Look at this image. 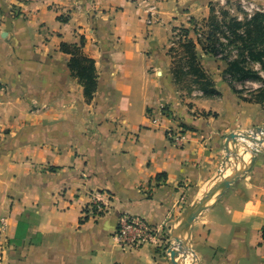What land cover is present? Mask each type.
<instances>
[{
  "label": "crops",
  "instance_id": "1",
  "mask_svg": "<svg viewBox=\"0 0 264 264\" xmlns=\"http://www.w3.org/2000/svg\"><path fill=\"white\" fill-rule=\"evenodd\" d=\"M212 1L0 0V264H173L155 244L122 249L119 217L173 225L218 173L227 136L264 127V99L237 92L228 61L195 37ZM81 38L90 101L61 50ZM242 158L191 228L198 264H264V149ZM96 195L102 212L84 214Z\"/></svg>",
  "mask_w": 264,
  "mask_h": 264
},
{
  "label": "rangeland",
  "instance_id": "2",
  "mask_svg": "<svg viewBox=\"0 0 264 264\" xmlns=\"http://www.w3.org/2000/svg\"><path fill=\"white\" fill-rule=\"evenodd\" d=\"M245 8L251 10L247 11ZM258 12L264 13V0L212 1L210 15L214 17V21H215L214 24V27H216L215 38L217 40V53L221 54L220 59H227L230 61V60H239V58H241L239 52H237L236 49V47H239L241 45V41L237 39L236 36H234L233 34L230 36V33L226 28L227 26L226 23L231 19L243 21L245 19L250 18L251 16H253L255 13ZM249 14L251 15L250 17L248 16ZM210 26L213 27L212 23L207 22L206 27L204 28V30L202 29V31H204L205 33ZM182 54H184V52ZM243 58L244 60H246L245 63L248 65L247 61L249 59L247 55H244ZM256 63L258 62L250 61L249 64L251 67H253V65ZM261 71L264 73L263 70ZM250 88H252V86H250ZM263 129L264 127H257L245 132L237 133L238 135H243V136L245 135L250 138L242 139L238 137L236 138L235 142L230 140L228 143L229 145L228 160L225 162L224 159L225 163L223 162L220 165L218 173L211 181H209L206 184V187L208 188L205 187L203 188L202 192L200 193V197L197 196L196 200L191 205H189L187 209H185L182 216H180L179 219L173 225L168 224L160 228V232L158 236L159 242L157 243V245L159 246L161 253L165 255L168 259H170L169 250H173L177 254V258H176L177 264H198V259L196 257L194 250L190 245L189 238H190V231L192 226L194 225L197 217L203 211L200 212L194 220H191L192 213H194L197 209L201 207H206L207 209L209 206L214 204L217 195H219L222 191V185L224 184V182L226 180L231 179L237 173L236 170L240 169L239 167L238 168L236 167L235 169V167L233 166L234 164L233 162H235L237 159V155H238L237 152L242 151L241 149H245V147L246 149L249 148L248 145L251 142L250 139L254 136L258 135L259 136L258 140L261 139L264 142V135H262L261 133ZM261 149H264V144L258 147V151ZM253 155L254 154L251 153L247 154V156L249 157H253ZM197 199L199 201H197ZM4 225H5V220L2 221V228L4 227Z\"/></svg>",
  "mask_w": 264,
  "mask_h": 264
},
{
  "label": "trees",
  "instance_id": "3",
  "mask_svg": "<svg viewBox=\"0 0 264 264\" xmlns=\"http://www.w3.org/2000/svg\"><path fill=\"white\" fill-rule=\"evenodd\" d=\"M208 22L212 23L213 27L210 26L205 33L202 31V37L197 38V40L200 42L204 52L216 56V27H214L215 21L212 15H210L208 18ZM226 24V28L229 31L230 36L233 34L241 41V45L236 47L241 58H239V60L230 61L225 59L228 61L226 72L229 73L237 82H243L245 80L261 81L263 83V87L256 93H252V95L256 94V96L250 97V99L260 101V99H264V79L256 70L251 68L249 63L250 61L258 62L260 69L264 71V13H255L253 16L243 21L231 19ZM179 31L181 38L184 39V43H182L181 46L183 47L184 52L183 59H185V63L188 66L189 72L196 77L197 84L205 94H213L214 90L211 89V81L196 62L197 56L196 52L194 51L195 45L193 44V41L187 37L188 30L180 29ZM82 46L83 38L80 39L79 44L62 43L61 50L70 55L68 68L70 70L71 76L76 78L79 84L82 86L86 101H90L93 98L97 88V72L94 60L82 53ZM244 55H247L249 59L247 61L248 65L245 63L246 60L243 58ZM177 70L179 72L182 71L180 68ZM236 90L237 92L241 93V91L237 88ZM163 109L167 116L172 115V110L169 108V106H165ZM149 113L150 110H148V114Z\"/></svg>",
  "mask_w": 264,
  "mask_h": 264
},
{
  "label": "built area",
  "instance_id": "4",
  "mask_svg": "<svg viewBox=\"0 0 264 264\" xmlns=\"http://www.w3.org/2000/svg\"><path fill=\"white\" fill-rule=\"evenodd\" d=\"M146 1V0H144ZM246 9V8H245ZM247 11H250L251 9H246ZM150 18L148 19V22H151V15L153 13L151 12V9L148 10ZM14 13H17L15 10ZM251 16L250 14L248 15ZM195 37L201 38L202 37V28L201 26H195ZM201 28V29H200ZM216 57L218 59L221 58V54L217 53ZM254 70H256L259 75L264 79V73L260 70V65L258 63L254 64ZM228 78L232 81H234V85H236V88L240 90L244 95H249L252 93H255L259 89L263 87V83L259 80H245L243 82H237L233 79L232 76L228 75ZM252 86V88H250ZM195 95V94H194ZM166 112L164 109H160V114L165 117L167 116L165 114ZM148 117L153 118L150 114H148ZM170 117V116H168ZM181 137H177L176 141L178 143L179 139ZM103 205L101 204V199L98 195H96L94 202L87 206L85 213H94V212H102ZM92 211V212H91ZM161 227L157 226H150L145 221L141 220L140 218L129 216V215H121L118 219V227L116 230V238L122 247V249H133L140 247L145 244H155L157 245L158 236L160 232Z\"/></svg>",
  "mask_w": 264,
  "mask_h": 264
},
{
  "label": "water",
  "instance_id": "5",
  "mask_svg": "<svg viewBox=\"0 0 264 264\" xmlns=\"http://www.w3.org/2000/svg\"><path fill=\"white\" fill-rule=\"evenodd\" d=\"M259 131H261V130H259ZM263 132H264V129L262 130ZM245 136V135H244ZM243 135H238L237 133H232V134H230V135H228L227 136V143L230 141V140H232L233 142H235L236 141V138H242V139H244V138H246V139H248V138H250V137H244ZM251 140V139H250ZM262 143V142H261ZM229 147H228V145L226 146V152H227V155H226V157H225V162L228 160V157H229V154H228V152H229V149H228ZM257 151H258V149L257 150H255V151H253L252 152V154H254L253 156H255L256 155V153H257ZM224 162V163H225ZM242 173H244V171L243 172H237L231 179H229V180H226L225 182H224V184L222 185V191H221V193L219 194V195H217V197H216V201L220 198V196L229 188V186L236 180V178L239 176V175H241ZM206 209V207H201V208H199V209H197L194 213H192V218H191V220H194L197 216H198V214L200 213V212H202V211H204ZM169 254H170V256H169V258H170V260H171V262L173 263V264H177V262H176V258H177V254L173 251V250H169Z\"/></svg>",
  "mask_w": 264,
  "mask_h": 264
},
{
  "label": "bare ground",
  "instance_id": "6",
  "mask_svg": "<svg viewBox=\"0 0 264 264\" xmlns=\"http://www.w3.org/2000/svg\"><path fill=\"white\" fill-rule=\"evenodd\" d=\"M261 133H262V135H264V132L263 131H261ZM261 133H259V134H261ZM244 137H248V136H244ZM244 139H246V138H244ZM259 139V136L257 135V136H254V137H252L251 138V142L249 143V148H247L246 149V147H245V149H241L242 151H239V152H237L238 153V155H240L241 157H243L242 159L244 160V163L243 164H246L247 163V160L249 159V156H247V154H252V152L253 151H255V150H257L258 149V147L259 146H262L263 144H264V142H263V140H258ZM262 142V143H261ZM240 161V160H239ZM249 161V160H248ZM243 164H242V166H243ZM232 167V166H231ZM229 169H231V168H229ZM233 169V168H232ZM228 170V169H227ZM230 171V170H229ZM231 171H233V170H231ZM224 173H225V171H224ZM230 173V172H229ZM232 173V172H231ZM232 175V174H231ZM205 188H208V187H205ZM208 190V189H207ZM205 194V193H204ZM202 195V194H201ZM205 196V195H204ZM204 196H202V197H204ZM199 197H200V195H199ZM201 197V198H202ZM200 198V199H201ZM197 201H199L198 199H197Z\"/></svg>",
  "mask_w": 264,
  "mask_h": 264
}]
</instances>
